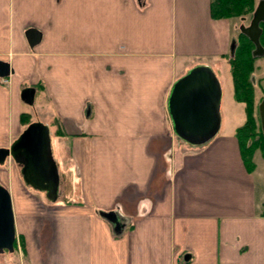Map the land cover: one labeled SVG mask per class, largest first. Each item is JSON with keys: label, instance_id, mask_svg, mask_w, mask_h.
Listing matches in <instances>:
<instances>
[{"label": "crops", "instance_id": "crops-1", "mask_svg": "<svg viewBox=\"0 0 264 264\" xmlns=\"http://www.w3.org/2000/svg\"><path fill=\"white\" fill-rule=\"evenodd\" d=\"M210 2L0 0L10 68L0 148L26 127L22 115L35 122L26 88L55 134L72 137L54 202L29 191L11 157L0 165L16 235L5 264H264V159L254 153L253 171L242 159L244 104L232 98L226 124L200 146L173 134L166 109L173 82L195 66L231 79L230 21L213 19Z\"/></svg>", "mask_w": 264, "mask_h": 264}, {"label": "water", "instance_id": "water-1", "mask_svg": "<svg viewBox=\"0 0 264 264\" xmlns=\"http://www.w3.org/2000/svg\"><path fill=\"white\" fill-rule=\"evenodd\" d=\"M264 21V0H259L247 27L240 26L239 31L253 44V57L264 55L259 42ZM38 41L35 31L28 32L30 46ZM235 47L230 45V54ZM10 74L9 64L0 61V78ZM21 100L32 105L34 89L26 88L21 92ZM221 91L213 71L207 66H195L176 79L167 96L166 109L173 134L182 142L191 146H200L211 140L220 127ZM261 132L264 136V99L257 106ZM7 157L20 167L23 183L33 190L43 192L48 201L58 197L59 176L51 155L48 127L40 122L29 123L9 148H0V165ZM114 219L112 213L103 214ZM15 241L14 216L11 197L8 190L0 185V253L12 252Z\"/></svg>", "mask_w": 264, "mask_h": 264}, {"label": "trees", "instance_id": "trees-1", "mask_svg": "<svg viewBox=\"0 0 264 264\" xmlns=\"http://www.w3.org/2000/svg\"><path fill=\"white\" fill-rule=\"evenodd\" d=\"M256 0H211L210 14L213 19H242L250 17ZM261 34L259 42L264 48V21L260 23ZM253 44L241 34L237 35L235 48L228 54L227 60L232 81L233 98L244 104L245 121L236 129L235 135L239 143L242 159L249 171H253L255 164L253 155L260 153L264 159V136L261 132L257 104L254 103V86L250 77L254 69L256 57L252 56ZM22 123L29 124L28 115H22ZM264 215V209L261 212ZM16 244L14 242V250Z\"/></svg>", "mask_w": 264, "mask_h": 264}, {"label": "rangeland", "instance_id": "rangeland-1", "mask_svg": "<svg viewBox=\"0 0 264 264\" xmlns=\"http://www.w3.org/2000/svg\"><path fill=\"white\" fill-rule=\"evenodd\" d=\"M230 21V34L233 36V38L230 40L229 46H228V52L227 55L230 53V45L232 40L237 39V35L239 33V26L246 27L249 24V18L244 17L242 19H232ZM225 59L228 63L227 56H225ZM218 75H216V79L220 86L221 91V98H220V106H219V115H220V123L222 124V128L226 124V119L228 117V103L232 101L233 99V91H232V83L231 79L229 78V74L226 70V68L222 69V72H218ZM219 76V77H217ZM251 81L253 82L254 86V93H253V99L254 103L258 105V103L264 99V56L257 57L254 61V69L250 77ZM37 97L34 98V104L37 103ZM25 110L28 109L29 113L31 114V117L34 121L40 122L43 125L48 127L49 131V138H50V148H51V155L55 162L58 174H60L62 177L65 175V162L63 161V158L61 159L62 154L65 156L68 153L69 144L72 142L71 136H57L54 132V127L50 125V119L48 118L47 114H45V111L41 108H39L37 105H27L24 104ZM68 174V173H67ZM66 174V175H67ZM70 175V179L73 180V176ZM69 178V177H68ZM29 191L31 193H37L42 194V202L47 204V199L45 197V194L42 192H34L33 189L29 188ZM67 194L66 199L74 201V193ZM66 200V201H67ZM15 254L12 252L4 251L0 253V262L2 261L3 264H5L6 260H12L14 262ZM1 263V264H2ZM12 264V262H10ZM17 264V262L15 263Z\"/></svg>", "mask_w": 264, "mask_h": 264}, {"label": "flooded vegetation", "instance_id": "flooded-vegetation-1", "mask_svg": "<svg viewBox=\"0 0 264 264\" xmlns=\"http://www.w3.org/2000/svg\"><path fill=\"white\" fill-rule=\"evenodd\" d=\"M258 2H259V0H256V3H255V6H254V9H253V11H252V13H251V16L249 17V22H250V20H251V18H252V14H253V12H254V10H255V8H256V6H257V4H258ZM261 23V22H260ZM260 23H259V26H260ZM249 25V24H248ZM247 25V26H248ZM242 26V25H241ZM246 26V27H247ZM240 27V26H239ZM239 29V28H238Z\"/></svg>", "mask_w": 264, "mask_h": 264}, {"label": "built area", "instance_id": "built-area-1", "mask_svg": "<svg viewBox=\"0 0 264 264\" xmlns=\"http://www.w3.org/2000/svg\"><path fill=\"white\" fill-rule=\"evenodd\" d=\"M5 81V80H4Z\"/></svg>", "mask_w": 264, "mask_h": 264}]
</instances>
